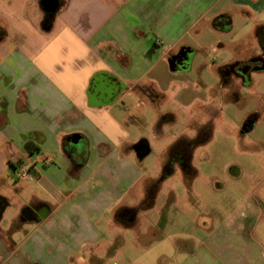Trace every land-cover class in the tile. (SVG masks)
Wrapping results in <instances>:
<instances>
[{"label":"crops","instance_id":"1","mask_svg":"<svg viewBox=\"0 0 264 264\" xmlns=\"http://www.w3.org/2000/svg\"><path fill=\"white\" fill-rule=\"evenodd\" d=\"M41 1L0 0V182L28 171L42 189L32 199L48 209L25 237L12 235L10 250L0 236V264H117L116 256L98 253L122 230L116 212L133 208L128 197L145 176L138 166L151 153L143 138L132 139L145 110L128 104L148 110L171 101L193 128V110L205 102L188 75L195 57L203 49L233 54L211 65L220 77L221 68L243 61L238 49L248 41L257 48L264 28V0H59L55 15ZM238 20L254 23L247 35L232 44L217 36L232 34ZM181 52L190 54L188 69H172ZM178 114L159 115V134ZM197 134L193 128L180 139ZM72 136L85 150L69 146ZM142 142L145 152L137 148ZM200 248L183 264H195L203 250L210 257L209 246ZM214 260L264 264V253Z\"/></svg>","mask_w":264,"mask_h":264},{"label":"rangeland","instance_id":"2","mask_svg":"<svg viewBox=\"0 0 264 264\" xmlns=\"http://www.w3.org/2000/svg\"><path fill=\"white\" fill-rule=\"evenodd\" d=\"M253 24L252 20H238L232 34L217 36L232 44L233 39L247 35ZM213 39L203 41L210 43ZM258 50L251 41L238 49L241 59ZM232 57L227 53L222 58L203 49L188 73L205 99L193 110V128L199 139L191 159L192 178L179 166H171L175 173L162 178L164 165H168L167 160L163 161L166 148L193 131L185 116L178 114L176 105L158 100L149 103L146 110L136 103L128 104L135 108L134 112L145 110V123L132 127V139L143 138L151 146V153L138 166L145 176L132 191L134 195H129L128 201L125 197L133 207L131 214L119 215L117 211L115 218L122 230L113 232L114 244L101 250V257L116 256L117 264H183L205 245L210 247V257L203 250L193 263L219 264L214 260L218 255L256 257L264 253V72L254 74L248 86L233 82L222 87L221 77L212 66ZM166 112L177 113L178 121L163 125L159 134L158 118ZM248 121L254 123L253 130L242 134ZM8 176L0 183V191L16 205L7 212L1 232L9 238L17 234L18 242L32 227L27 225L21 231L11 218L17 216L34 192L42 189L30 177L18 173L15 178Z\"/></svg>","mask_w":264,"mask_h":264},{"label":"flooded vegetation","instance_id":"3","mask_svg":"<svg viewBox=\"0 0 264 264\" xmlns=\"http://www.w3.org/2000/svg\"><path fill=\"white\" fill-rule=\"evenodd\" d=\"M257 38V48L259 49L257 54L249 55L246 59L240 62H234L232 64H229L219 70L222 78V87L225 86H231L233 82L240 83L241 86H248L252 83V77L254 74L259 72H264V28L258 30V33L256 34ZM176 59L174 60L176 69L180 70H187L189 66V53L183 54V52L178 53L175 55ZM235 89V88H234ZM254 123L252 121H248L244 128L242 129V134H247L248 132H251L253 130ZM199 137V134L197 135ZM75 136H72L68 138L67 143L70 147L85 150L86 143L81 138V146H75L73 145V139ZM79 137V136H77ZM198 137H195L189 142H187V151L191 155H193V150L195 148L196 141L199 139ZM147 143L142 142L137 146L139 152H145L147 149ZM185 153V152H181ZM76 167H78L76 165ZM25 174V175H24ZM22 177L27 178L30 177V179H33L28 171H25L21 174ZM2 183V182H0ZM13 207L12 200L6 195L5 193H2L0 191V236H3L7 242V244L3 246L4 250H10L12 245V236L11 238L5 237V235L1 232V225L3 221L6 219L7 212ZM48 209L47 206L38 200H35L34 198L30 201H26L23 203V205L19 208V211L17 213V216L12 217V223L16 226L19 225V230L28 226H36L38 223L44 220L46 217ZM119 215L123 214H131L132 209H120ZM118 215V212L117 214ZM11 223V224H12ZM129 226V225H127ZM1 257V256H0Z\"/></svg>","mask_w":264,"mask_h":264},{"label":"trees","instance_id":"4","mask_svg":"<svg viewBox=\"0 0 264 264\" xmlns=\"http://www.w3.org/2000/svg\"><path fill=\"white\" fill-rule=\"evenodd\" d=\"M187 139H181L177 143H175L170 150L168 165L165 167L164 174L162 176L163 179L168 178L173 173V169L171 166L175 164H179L182 168L183 172L186 173L187 177H194V170L191 164V155L187 151ZM185 152V153H181Z\"/></svg>","mask_w":264,"mask_h":264},{"label":"water","instance_id":"5","mask_svg":"<svg viewBox=\"0 0 264 264\" xmlns=\"http://www.w3.org/2000/svg\"><path fill=\"white\" fill-rule=\"evenodd\" d=\"M41 6L43 7V9L45 10V12L49 15H55L59 8H60V2L59 0H42L41 1ZM186 52H183V54H185ZM176 59V57L172 58L170 60V65L172 69H176L174 60ZM81 138L75 136L73 139V145L75 146H81Z\"/></svg>","mask_w":264,"mask_h":264},{"label":"built area","instance_id":"6","mask_svg":"<svg viewBox=\"0 0 264 264\" xmlns=\"http://www.w3.org/2000/svg\"><path fill=\"white\" fill-rule=\"evenodd\" d=\"M25 175V174H24Z\"/></svg>","mask_w":264,"mask_h":264}]
</instances>
